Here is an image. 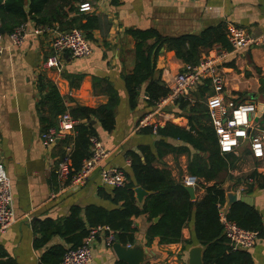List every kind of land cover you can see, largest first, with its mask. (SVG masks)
Here are the masks:
<instances>
[{
	"label": "crops",
	"instance_id": "crops-1",
	"mask_svg": "<svg viewBox=\"0 0 264 264\" xmlns=\"http://www.w3.org/2000/svg\"><path fill=\"white\" fill-rule=\"evenodd\" d=\"M59 2L61 0H49L37 17L51 22L44 23L46 25L67 30L71 27L66 23L60 26L56 20L59 17L55 13ZM80 3H76V7ZM69 8L70 5L64 6L60 11H69ZM83 15L108 18L110 29L106 35L100 29L92 30L93 53L87 57H72L65 53L61 69L44 66L53 54L52 34L30 36L23 45L16 46L11 43L9 33H1L7 49L1 58L0 70V160L12 181L17 221L5 233H0V264L55 263L60 256L53 255V252L59 247L68 249L71 246L60 234H53L42 241L45 235L37 232L41 223L66 218L74 205L85 208L95 204L110 209L115 206L101 193L104 190L110 193L112 186L101 181L100 170H96L80 187H71L65 192L60 190L55 168L67 152V147L72 149V145L61 148L57 142L45 141L44 133L52 127L44 129L41 121V116L48 114V108L43 104L47 90L41 89V79L58 88L68 107L81 105L97 108L109 101V85L117 91L120 103L116 108V128L107 132L97 122V129L98 137L111 152L105 164L123 167L127 174L132 164L128 151L141 153L140 147L147 145L155 150V142L159 139L155 133L140 131L137 124L145 114L158 109L156 104H149L146 93L149 82L141 88L138 107L132 109L129 105L125 76L134 71L137 61L136 39L129 30L154 28L163 36H180L200 34L217 25H222L227 31L230 25H236L246 28L253 35L264 34V0H110L97 5L93 12H68L63 19L72 21L74 17ZM154 43V38L148 40V45ZM223 50L229 51L220 65V71L226 78V96H232L238 103H255L257 125L264 130V48L251 47L243 52H234L216 43L210 48L202 47L198 63L203 57L214 56ZM152 64L155 77L171 90L176 75L188 65H196L186 63L175 50H168L166 46L160 48L159 45L153 49ZM206 81L211 84L209 91L204 88ZM181 97L160 108L154 117L159 126L172 123L186 130L193 126L213 127L209 105L218 106L221 100L210 79L192 90L189 96L191 103L185 107H181L178 100ZM74 129L75 126L61 136L60 141L73 134ZM166 141L178 147H187L190 154L170 153L154 165L181 182L183 174L189 172V161L198 151L177 138L166 137ZM234 154L239 158L236 166L221 172L217 180L199 178L194 200L203 197L207 187L218 181L226 191L229 186L234 191H241L239 197L248 198L250 203H246L259 211L264 222V158L253 156L248 141ZM142 159L145 160L143 154ZM149 224L147 214L133 218V226L137 229L133 246H140L149 253L144 264H188L191 247L201 245L194 234V222L191 220L183 228L181 242L149 246L146 239ZM112 246L104 237H98L93 244L92 264H118L123 261ZM249 253L255 264H264V235Z\"/></svg>",
	"mask_w": 264,
	"mask_h": 264
},
{
	"label": "trees",
	"instance_id": "trees-1",
	"mask_svg": "<svg viewBox=\"0 0 264 264\" xmlns=\"http://www.w3.org/2000/svg\"><path fill=\"white\" fill-rule=\"evenodd\" d=\"M49 0H0V25L4 33H11L18 25L28 20H36L38 24L48 23L40 15ZM60 1V0H59ZM85 0H61L56 7V18L60 26L65 23L73 28L83 29L91 41V31L100 29L106 35L111 23L106 17L83 15L74 17L72 21H65L63 17L68 12L79 11L76 3ZM70 5L69 11H60L64 6ZM80 12V11H79ZM62 16V18H61ZM61 18V19H60ZM86 19V22H83ZM70 29V28H69ZM129 32L136 39V67L134 71L125 76L129 105L136 109L139 105L141 88L149 82L146 93L149 95V104L155 105L160 99L168 96L171 89L160 78L155 77L152 64V53L155 46H166L168 50H175L178 57L186 63L197 64L202 47L210 48L216 43L228 50L232 49L227 38V31L222 25L210 27L200 34H184L180 36H163L158 30L130 29ZM154 38L155 43L148 45V40ZM264 87V78H262ZM204 88L209 91L211 84L204 83ZM110 98L106 104L97 108L75 105L68 107L60 95L58 88L51 82L41 79V89L47 90L43 104L48 108V114L41 116L44 129L58 126L59 116L69 111L78 121L74 133L59 142L61 148L72 145L71 159L74 172L80 171L84 159L92 154L91 136H98L97 122L107 131L116 128V108L120 103L117 91L110 86ZM181 107L189 102L181 97L178 99ZM191 103V102H190ZM139 124V120L138 123ZM147 134H154L153 126L139 129ZM159 139L155 142V150L147 146L140 147L141 153L128 151L132 160L131 171L127 172L129 182L123 187H112L110 193L104 190L103 196L111 200L114 208L91 204L82 208L74 205L70 214L61 220H48L41 223L37 232L45 235L42 241L49 239L53 234H60L71 247L79 246L89 234L90 228L109 225L119 235L124 244H134L137 229L133 226V218L147 214L149 227L146 232L147 244H170L183 240V228L192 220L194 234L199 244L204 246L205 264H255L249 250L230 251L228 239L224 235L223 224L220 220V208L227 202V191L223 185L216 181L207 187L203 197L192 200L186 186L177 181L168 171L154 165L159 159L173 153L190 154L187 147L176 146L168 143L166 137L183 140L193 146L198 153L189 161L188 170L198 178L207 181L217 180L220 173L228 167L234 168L239 159L234 153H223L220 149L218 135L211 125L204 127H191L190 130L182 129L175 124L168 123L158 126L156 133ZM63 152V150H62ZM65 152V151H64ZM67 152L64 153L66 155ZM142 154L145 160L142 159ZM62 155V157L64 156ZM256 175V173L254 174ZM144 187L151 192L141 205L138 202L135 188ZM103 188V187H102ZM105 189V188H103ZM159 217L157 221L155 219ZM228 217L240 226L257 230L260 237L264 235V222L259 211L244 201H238L229 209ZM49 230V231H48ZM67 249L59 247L53 255L60 259L52 264H60ZM62 257V258H61ZM1 264H12L5 262ZM118 264H127L120 261Z\"/></svg>",
	"mask_w": 264,
	"mask_h": 264
},
{
	"label": "built area",
	"instance_id": "built-area-1",
	"mask_svg": "<svg viewBox=\"0 0 264 264\" xmlns=\"http://www.w3.org/2000/svg\"><path fill=\"white\" fill-rule=\"evenodd\" d=\"M108 1L110 0H86L81 2L78 8L81 13H90L96 10L97 5L100 6ZM44 34H52L53 49V54L44 63L45 67L63 68L65 53H69L72 57H87L94 51L85 31L79 27L60 30L58 27L28 20L18 25L9 34V37L13 45L21 46L30 36ZM3 37L0 33V70L1 58L7 49ZM227 38L234 52H243L251 47L264 48V34L253 35L244 27L230 25L227 29ZM228 55L229 51L223 50L214 56L203 57L198 64L188 65L185 70L179 72L174 79L171 92L156 103L158 107L156 111L147 113L139 119L138 129L153 126L154 133H156L159 124L154 121V117L160 108L181 96L189 97L193 89L203 81L210 79L221 100L218 106L209 105L211 122L218 135L221 151L237 153L239 148L248 141L253 156L258 159L264 158V130L257 125L256 104L253 102L238 103L232 96H226V78L220 71V65L224 63ZM77 123L78 121L69 111L65 112L60 117L58 126L52 127L44 133L45 141L56 143L58 138L67 134ZM90 140L92 154L84 159L80 171L74 172L70 146L67 147V154L55 168V175L62 192L71 187L74 189L80 187L96 170H100L101 181L105 185L123 187L129 182L123 167L105 164L111 152L105 148L100 138L93 135ZM181 182L185 186L196 187L199 184V178L186 171ZM238 193L240 195L241 191ZM224 208L225 205L220 208V220L223 224L224 235L228 239L230 251L250 250L255 247L260 239L259 231L240 226L228 217ZM16 221L12 181L0 160V233H5ZM98 237H104L109 245H113L116 241V232L109 225L90 228L89 234L82 244L69 247L66 250L60 264H92L93 244Z\"/></svg>",
	"mask_w": 264,
	"mask_h": 264
},
{
	"label": "water",
	"instance_id": "water-1",
	"mask_svg": "<svg viewBox=\"0 0 264 264\" xmlns=\"http://www.w3.org/2000/svg\"><path fill=\"white\" fill-rule=\"evenodd\" d=\"M0 33H4L3 27L0 25ZM60 142V139H57V143ZM187 190L191 195V199L194 200L195 196V187L193 186H186ZM136 196L138 200L143 203L144 198L148 191H146L142 186H139L135 189ZM238 201H244L250 203L249 199L246 197H239L238 191H234L232 186L227 188V202L225 204V212L228 213L229 208ZM159 217L155 219L157 221ZM113 249L116 252L118 258L120 260L125 261L127 264H144L147 258L149 257L148 251L143 249L140 246H128L123 244L120 239L119 235L116 234V241L113 243ZM204 250L202 245H196L191 247L189 252V260L188 264H205L204 259Z\"/></svg>",
	"mask_w": 264,
	"mask_h": 264
}]
</instances>
